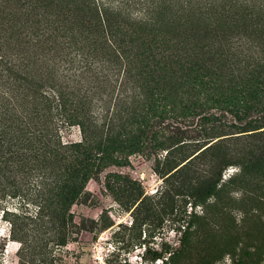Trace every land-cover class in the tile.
I'll return each mask as SVG.
<instances>
[{
    "label": "trees",
    "instance_id": "1",
    "mask_svg": "<svg viewBox=\"0 0 264 264\" xmlns=\"http://www.w3.org/2000/svg\"><path fill=\"white\" fill-rule=\"evenodd\" d=\"M7 1L0 19V196L36 208L10 213V237L20 243L16 264L65 260L62 248L88 229L71 207L108 166L135 153H183V139L167 134V121L211 106L264 108V0ZM75 126L79 139H64ZM184 169L188 163L175 176ZM249 173L262 185L264 161L244 162L229 180L246 184ZM186 180L195 209L182 217L180 246H167L166 258L158 253L165 264L190 251L193 226L212 222L213 214L236 219L227 209L196 211L223 193L220 174ZM220 234L234 246L218 248L206 264L224 253L231 264H264L262 247L238 246L251 234ZM0 264L10 263L0 257Z\"/></svg>",
    "mask_w": 264,
    "mask_h": 264
},
{
    "label": "rangeland",
    "instance_id": "2",
    "mask_svg": "<svg viewBox=\"0 0 264 264\" xmlns=\"http://www.w3.org/2000/svg\"><path fill=\"white\" fill-rule=\"evenodd\" d=\"M9 6V1L0 0V19ZM163 127L168 135L183 139L184 152H168L164 148L150 156L135 153L125 163L110 165L91 178L71 207L75 222L81 225L84 221L88 229L81 230L62 248L67 256L55 264H165L162 259L169 255L167 246H180L187 225L182 217L187 220L195 209L190 207L192 198L185 194L192 189L186 180L192 175L198 176L199 183L214 180L220 174V182L225 184L220 197L208 199L210 205L196 206L198 214L227 209L236 219H216L213 214L212 222L193 226L196 232L190 251L178 264H206V258L217 253L218 248L234 246L230 239L221 238L223 231H245L251 237L242 239L238 246L264 249V182L262 186L252 173L247 175L246 184L229 180L240 173L244 162L254 157L261 164L264 161V108L235 113L229 108L211 106L196 117L182 122L169 120ZM63 136L79 139L78 127L64 130ZM184 163H188V169L175 176ZM13 196H0V257L10 264L17 263L20 244L10 237V213H34L36 209L34 204L26 206L21 203L22 198ZM4 209H9L10 215L4 214ZM184 210L188 212L186 216ZM245 213L253 216L239 226ZM158 253H163V258ZM231 263L230 255L224 253L211 264Z\"/></svg>",
    "mask_w": 264,
    "mask_h": 264
}]
</instances>
